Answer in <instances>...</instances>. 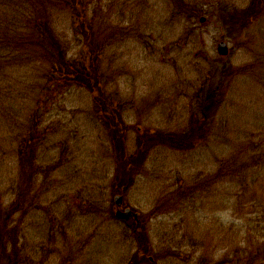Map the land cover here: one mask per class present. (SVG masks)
Segmentation results:
<instances>
[{"label":"rangeland","instance_id":"1","mask_svg":"<svg viewBox=\"0 0 264 264\" xmlns=\"http://www.w3.org/2000/svg\"><path fill=\"white\" fill-rule=\"evenodd\" d=\"M87 1L108 44L103 73L108 91L124 103L129 153L136 151L137 137L144 131L187 127L196 107L188 94L210 74L216 79L221 59L244 66L254 55L264 58V17L247 30L224 29L213 17L219 4L242 9L250 0H184L203 9L197 16L184 10L179 14L182 6L173 0ZM55 18L69 55L76 57L82 40L73 31L71 13ZM220 41L229 46L224 57L218 52ZM28 68L13 78L0 72L3 85H17L11 98L17 104L2 102L0 108V187L6 203L14 198L12 189L20 178L18 139L28 134L37 145L38 173L21 233L27 264H128L139 247L131 228L134 218L122 220L115 214L127 208L144 221L151 240L152 263L140 264H245L246 257H264V171L255 195L249 189L241 194L246 183L239 179L211 181L222 161L245 151L250 139L264 148V84L254 70L245 69L225 88L227 97L210 121V133L195 149L149 150L134 185L117 194V161L108 129L97 119L87 90L72 87L48 100L39 112L40 132H27L36 99L51 97L28 95L29 84L41 76ZM202 183L206 186L199 191H183L189 196L180 207L167 202L183 185ZM116 195L123 196L121 207L114 202Z\"/></svg>","mask_w":264,"mask_h":264},{"label":"trees","instance_id":"2","mask_svg":"<svg viewBox=\"0 0 264 264\" xmlns=\"http://www.w3.org/2000/svg\"><path fill=\"white\" fill-rule=\"evenodd\" d=\"M173 1L175 5L182 6L179 14L184 10L190 16H197L203 11L202 8L197 9L196 5L189 6L184 0ZM89 5L87 0H0V72L13 78L15 72L28 66V69L36 71L37 75L38 72L41 73L37 78L42 79V82L39 79L37 83L29 84L31 93L28 95L51 97L36 99V109L32 113L33 122L27 129L29 133L33 130L40 132L39 112L47 107L48 100L72 87L87 90L92 96L97 119L108 129L114 152L112 158L117 161L113 177L114 192L124 194L127 187L134 185L135 176L143 169L149 150L163 146L177 151H190L209 135L210 121L217 115L227 97L225 88L241 78L245 69L250 73L254 70L257 81L264 84V58L260 59V56L254 55L251 63L244 66L227 65L226 60L221 59L224 64L215 74L216 79L212 78L211 74L207 75V79L198 85L194 93L188 94L193 102L196 100V107L193 112L191 111L187 127L176 131L153 129L144 131L137 137L136 151L129 153L127 146L129 128L123 118L124 103L113 97L107 89L108 80L103 73V55L108 44L102 31L96 29L90 16ZM8 10L10 13L6 14ZM67 10L73 19V31L82 40L81 51L76 57L69 55V43L57 30L58 20L55 17ZM215 15L218 18L215 21L224 29L226 26L228 30H247L250 24L264 17V0H250L248 6L242 9L225 3L219 4L213 14L214 18ZM2 83L4 82L0 80V108L2 102L9 105L17 104L16 100L11 99L15 94L14 86L17 85L9 88ZM11 108L19 110L14 106ZM1 121L4 124V121ZM17 144L20 178L12 189L14 198L9 203H6L0 187V264H27L28 260L25 257H29L23 252L21 233L32 205V192L38 173L34 170V167H37L35 164L37 145L35 139L28 134L19 138ZM247 146L242 153L222 161L211 179L213 183L239 179L240 182L246 183L241 189L243 191L241 194L244 195L247 189L254 195L257 194L256 182L259 183L264 171L263 143L250 139ZM252 168H257V171L251 172ZM248 178L251 179L249 183ZM263 183L264 179L261 184ZM204 186L205 183L194 187L183 185L172 195L174 199L168 197L167 202L176 209L189 196L183 192L184 190L190 193L197 189L199 191ZM262 188L264 189V186ZM161 208L159 205L156 211L159 212ZM152 214L154 213L150 212V215ZM143 224L144 221L134 219L131 225L139 247L134 259L128 264H140L144 261L152 263L151 256L148 257L149 253L151 255L149 252L151 240ZM246 258L245 264H264V257L260 254L257 257Z\"/></svg>","mask_w":264,"mask_h":264},{"label":"water","instance_id":"3","mask_svg":"<svg viewBox=\"0 0 264 264\" xmlns=\"http://www.w3.org/2000/svg\"><path fill=\"white\" fill-rule=\"evenodd\" d=\"M205 18H202V21H204ZM218 52L221 56H226L228 55L229 52V46L225 41H222L219 43L218 45ZM115 204L117 207H121L123 204V196L122 195H117L114 199ZM132 210L131 209H126V210H117L116 212V216L119 219H124V220H128L131 216ZM135 217H137V215H135Z\"/></svg>","mask_w":264,"mask_h":264}]
</instances>
